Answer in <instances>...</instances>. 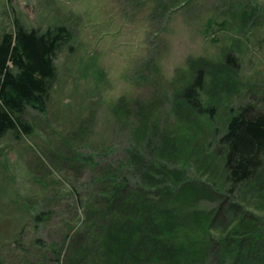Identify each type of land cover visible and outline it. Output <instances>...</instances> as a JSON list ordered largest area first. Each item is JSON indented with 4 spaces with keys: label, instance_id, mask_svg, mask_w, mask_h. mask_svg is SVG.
Listing matches in <instances>:
<instances>
[{
    "label": "rangeland",
    "instance_id": "374dc122",
    "mask_svg": "<svg viewBox=\"0 0 264 264\" xmlns=\"http://www.w3.org/2000/svg\"><path fill=\"white\" fill-rule=\"evenodd\" d=\"M17 23L40 32L66 25L72 40L55 56L46 112L23 116L32 134L0 139V264L64 263L68 245L59 259L51 244L79 230L89 202L90 165L74 157L123 156L130 140L112 112L121 97L155 100L158 117L173 124L177 70L190 58L223 64L231 52L235 73L219 66L206 84L218 94L212 141L239 106L264 108V0H0V40ZM225 78L238 81V93L221 95Z\"/></svg>",
    "mask_w": 264,
    "mask_h": 264
},
{
    "label": "trees",
    "instance_id": "16d2710c",
    "mask_svg": "<svg viewBox=\"0 0 264 264\" xmlns=\"http://www.w3.org/2000/svg\"><path fill=\"white\" fill-rule=\"evenodd\" d=\"M71 40L66 25L40 32L17 23L2 36L0 139L32 134L23 116L46 112L55 56ZM224 62L190 58L177 70L173 124L158 117L155 100L124 96L114 104L130 143L116 160L74 157L89 162V202L79 230L51 244L59 259L68 245L63 264H264V108L239 106L212 141L218 94L209 96L206 84L214 68L238 67L231 52ZM224 89L238 93V81L225 78ZM189 167L206 179L189 177Z\"/></svg>",
    "mask_w": 264,
    "mask_h": 264
}]
</instances>
